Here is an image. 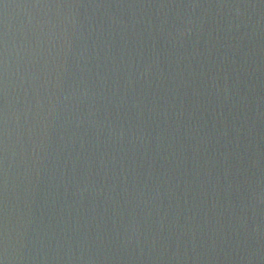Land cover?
<instances>
[{"label": "water", "instance_id": "95a60500", "mask_svg": "<svg viewBox=\"0 0 264 264\" xmlns=\"http://www.w3.org/2000/svg\"><path fill=\"white\" fill-rule=\"evenodd\" d=\"M0 264H264V0H0Z\"/></svg>", "mask_w": 264, "mask_h": 264}]
</instances>
